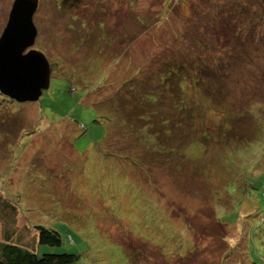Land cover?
I'll list each match as a JSON object with an SVG mask.
<instances>
[{
  "label": "rangeland",
  "instance_id": "obj_1",
  "mask_svg": "<svg viewBox=\"0 0 264 264\" xmlns=\"http://www.w3.org/2000/svg\"><path fill=\"white\" fill-rule=\"evenodd\" d=\"M12 1L0 0V35ZM161 2L98 0L100 17L92 16L86 24L68 16L75 26L59 9L56 24L47 25L56 33L49 41L39 32L51 3L39 0L32 49L49 61L50 87L37 103L14 105L0 97V199L15 208L13 219L2 217L0 210V238L9 230L17 243L33 244L39 257L78 255L73 264H264V28L260 30L264 24L247 25L244 32L252 35L250 44L239 32H233L228 42L226 30L220 37L199 33L216 28L211 5L196 13L190 2L173 0L170 15ZM257 5L255 0L249 13ZM104 15H109L107 24ZM95 23L101 32L108 29L109 36L96 37ZM235 27L244 29L241 23ZM69 31H86L91 38L79 49L69 48L61 36ZM125 31H134L132 44L125 43V53L106 60L107 44H119ZM194 34L214 48L207 57L197 44H190ZM53 44L66 54L47 55L43 47L50 50ZM87 44L99 45L90 49ZM173 48L189 51L191 58L201 57L204 70L218 67L224 75L226 101L224 106H212L199 89H185L174 108L182 110L175 119L179 122L189 111L191 121L179 124V135L168 145L156 147L151 142L148 155L160 158L158 166L142 164L132 149L127 153L122 143H110L113 131L103 128L112 120L97 114L102 109L83 104L82 88L103 91L107 76L111 82L115 76L119 80L130 66L140 64L147 71L138 67L139 83L134 90L128 84L126 91L150 105L156 90L141 88L140 81L146 76L144 83L156 85L152 63L170 62ZM86 55L83 63L93 75L80 72L74 76L79 79H71L58 74L70 70L69 63L79 67L77 60ZM215 57L218 64L213 63ZM69 86L75 94L66 93ZM116 124L121 128L122 120ZM161 136L173 137L165 129ZM37 226L55 230L60 246L34 242Z\"/></svg>",
  "mask_w": 264,
  "mask_h": 264
},
{
  "label": "trees",
  "instance_id": "obj_2",
  "mask_svg": "<svg viewBox=\"0 0 264 264\" xmlns=\"http://www.w3.org/2000/svg\"><path fill=\"white\" fill-rule=\"evenodd\" d=\"M45 1L46 4L51 3V6L48 7L49 4L46 5V11L49 14L45 19L41 18L42 19L41 22L43 21V23L42 24L40 23L42 26H41V32H39V34L42 37H47V40L49 41L56 39V33L49 31L47 25L49 23L56 24L59 14L58 12L59 9L65 11L63 14L65 21L68 24H72L74 26L77 24H74L71 20L68 19V16L70 15L75 16V19L82 20L86 24H90L91 22L90 20L92 19L91 18L92 16L94 18L100 17L99 16L100 11L96 7L98 0H45ZM179 1L183 3L190 2V4H192V8L193 9L196 8L195 9L196 13L200 11L199 9L211 5V8L215 10L213 13L215 16L214 23L216 28H214L213 30H209L208 28H206L203 32L199 31V33L209 32L211 35H214L216 33V35L220 37L222 34H224L226 30V33L229 31L228 33L229 39H227L228 42L230 41L233 32L235 33L239 32L244 37L245 35L248 36L246 37V41L248 44H250V42L253 40L252 35L249 32H244L247 25L253 26L255 22H259L262 25L264 24V9L262 8V4H264V0H257L258 8H256V10L253 9L251 13H249V9L255 0H214V1L179 0ZM229 1H232L233 5L232 2ZM174 2L178 4V0H174ZM57 4L60 6H58ZM161 6L162 7L164 6V10H166V12L168 11L167 13L171 15L172 11L170 8L173 7V0H164L163 3L161 2ZM193 9H191V12L194 11ZM89 12H91V14H89ZM108 16L109 15L103 16L104 19H106L105 24H107L108 22V18H107ZM166 19L169 21V16H166ZM142 21H144V19H142ZM239 23L243 25L244 29L242 27L241 28L235 27ZM255 26L256 25H254L253 27ZM233 28L237 31H234ZM263 28L264 26L260 30H262ZM103 31L104 32H101L99 27H97V24L95 23L93 27V33L97 34L96 37L104 35V33L106 34L108 33V29H104ZM134 35H135L134 31L133 33L130 34L126 33L125 31L120 36L121 42L119 44H107L106 47H107L108 57L106 60H108L110 56L117 57L119 56L120 53H125L128 49V44L125 43L132 44V42H130L129 40ZM199 35L203 36L201 34ZM61 36H63L65 41L70 43L67 44L69 48L73 45H76L77 49L85 45L87 40L91 38L90 33L86 31H76V33L73 31H69L62 33ZM193 36L194 37L190 41V44H197L198 46L197 45L194 46L199 48V50L201 51L204 57H207L210 51L209 49L210 48L214 49L210 47L211 43L208 42L207 40L206 42L205 40L200 41L199 37H197V34H194ZM186 37L187 40L188 38H190L189 33H187ZM55 45L50 50L49 48H47V45H45L43 49H46V52L56 51L57 53L60 54H66L64 50H59ZM87 45L91 49V46H95L99 44H87ZM116 45L117 48L112 51V47ZM39 46L41 45L39 44ZM77 49H73V51L77 52ZM202 49H204L205 51H202ZM170 51L173 54V55L171 54L169 57V59H171L170 62L159 61L157 64L152 63L151 69L154 73V80H156L157 84L154 85L152 84V82L148 84L144 83L143 81L146 79V76H144L143 80L140 81L142 83V86H140L141 88L145 87L156 90L154 91V95L152 97V104L150 105H143L141 103L140 97H135L131 93L126 91L128 89L127 88L128 84H130L129 87L130 89L133 90L135 89L137 82L139 83V79H137V75H136L137 69L138 67H142L143 72L147 71V67H145L144 65L140 66V64H138L136 66H132V67L130 66V69L129 70L127 69L128 70L127 74L119 78V80L115 76L114 80L111 82L110 76H107L108 78L106 77V80L103 81L104 86L102 85V88H105V90L103 91L99 89L95 92L92 91L96 89L95 87L89 89L88 91H86V88H82V90L85 92L83 98V104L93 108L94 110L102 109L103 111L102 112L97 111V114L100 116H105L106 119L108 120H112V122H110L113 124V125L111 124L112 126H110L109 123V125L107 124L103 128V130L111 128L113 131V136L110 138V143L112 144L115 141L118 143V146L122 143L124 151L127 153H129L130 150L132 149L131 153L132 154L137 153L138 156L136 159L140 161L142 164L151 163L154 165L155 163H158L160 160V158L158 157H151L148 155L152 141L155 142L156 147L158 144L162 142L168 145L177 137V135H179L180 132L178 127L179 124H181L182 122L191 121L189 111H186V113L184 112V115H182L179 118V122H177L175 119V116L179 115L180 112H182V110L176 111L174 108L178 105L179 95L181 96L182 93L186 92L185 89H187L188 87L199 89V92H201L204 96L209 98L210 100L209 104H211L212 106L213 105L224 106L223 102L226 101V96L224 94V91L226 90L222 89L223 87L222 82L224 80V75L223 72L218 70V67L216 70H213V72L206 69L204 70L202 69V66H205L206 62L202 60L201 57L191 58L190 57L191 53L189 51L185 50L187 53L184 51L182 52L181 50H178V48L170 49ZM50 52L46 54L49 55ZM221 52L222 51H220V53ZM88 55L81 57L80 60H77V64H79V67H76L72 65V63H69L67 61L70 65V70H67V72H65V70L62 69L58 72V74L62 76L64 75V77H69L71 79H79V77H74V76L75 74L80 72H85L86 75H93L94 73L92 71L87 70L88 65L83 63V59ZM223 58L227 59L226 57ZM104 62L102 63V65L104 64ZM213 63L216 64L219 63L217 62L216 57L213 59ZM102 65L100 66L101 70H102ZM68 72L70 73L71 77L67 75ZM158 76H160V79H158ZM108 81L109 84L107 83ZM75 83H77V81H75ZM140 87L138 86L139 89H141ZM74 91L75 88H73V86H69L68 89L66 90V93L68 95H71L72 92ZM137 92L138 91L135 90V93ZM91 96L93 97V99L91 98ZM0 97L4 98L6 101L14 105H17L16 103H14V101L9 100L7 97L1 94ZM167 106H169V109L166 108ZM119 120H122L121 128L119 127V125L116 124V122ZM6 121H7V125H9L11 123V118H7ZM28 125H30V123ZM34 128L35 129L33 130L37 131L38 128L37 127ZM5 129H7L10 134H12V132L9 131L8 127ZM12 129L14 130V126H12ZM164 129L168 130V132H171L173 137L170 139L163 138L161 136V133L162 131H164ZM34 131L30 132V134L29 133L27 134L28 135L34 134ZM181 131H182V135L187 134V132H184V130L181 129ZM10 136L13 137V135ZM123 140L127 141V143H123L122 142ZM129 142H132L133 146L132 144L130 146ZM111 144L109 146H111ZM0 210H2L1 212L2 217L7 214L8 217L11 216V218L13 219V212L15 211V208L11 206L8 202L5 201L2 203L0 199ZM3 211H5L6 213ZM34 231H35L34 242L37 239V242L41 245H48L55 247L60 246L61 244L60 235L55 230L42 226H37L34 227ZM11 235H12L11 231L3 230L2 237L0 238V264H73L75 261L78 260V255L70 254V253L44 254L41 257H39L34 251L33 244L29 243L28 245L26 244L22 245L21 243H17L15 240H13V237Z\"/></svg>",
  "mask_w": 264,
  "mask_h": 264
},
{
  "label": "water",
  "instance_id": "obj_3",
  "mask_svg": "<svg viewBox=\"0 0 264 264\" xmlns=\"http://www.w3.org/2000/svg\"><path fill=\"white\" fill-rule=\"evenodd\" d=\"M39 0H13L0 35V94L18 104L37 103L50 87L46 56L32 49Z\"/></svg>",
  "mask_w": 264,
  "mask_h": 264
},
{
  "label": "clouds",
  "instance_id": "obj_4",
  "mask_svg": "<svg viewBox=\"0 0 264 264\" xmlns=\"http://www.w3.org/2000/svg\"><path fill=\"white\" fill-rule=\"evenodd\" d=\"M51 67V66H50Z\"/></svg>",
  "mask_w": 264,
  "mask_h": 264
}]
</instances>
